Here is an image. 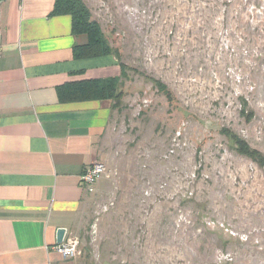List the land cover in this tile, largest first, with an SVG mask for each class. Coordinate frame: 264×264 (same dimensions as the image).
<instances>
[{"label":"rangeland","instance_id":"obj_1","mask_svg":"<svg viewBox=\"0 0 264 264\" xmlns=\"http://www.w3.org/2000/svg\"><path fill=\"white\" fill-rule=\"evenodd\" d=\"M83 1L127 76L76 264H264V167L221 131L264 155V0Z\"/></svg>","mask_w":264,"mask_h":264},{"label":"crops","instance_id":"obj_2","mask_svg":"<svg viewBox=\"0 0 264 264\" xmlns=\"http://www.w3.org/2000/svg\"><path fill=\"white\" fill-rule=\"evenodd\" d=\"M53 2H0V264H76L54 248L56 230L82 222L90 199L79 177L101 160L117 113L109 100H58L60 84L120 70L111 55L74 58L86 36L50 15Z\"/></svg>","mask_w":264,"mask_h":264},{"label":"trees","instance_id":"obj_3","mask_svg":"<svg viewBox=\"0 0 264 264\" xmlns=\"http://www.w3.org/2000/svg\"><path fill=\"white\" fill-rule=\"evenodd\" d=\"M50 15H68L71 19V31L74 35H85L86 43L74 45L73 56L76 59L111 55L116 58L119 74L104 78H88L68 81L56 87L60 102H80L88 100H109L111 108L120 109L124 96L123 79L127 76V67L119 60V52L112 47L104 36L97 21L91 18V13L83 0H54ZM154 86L168 99L170 92L159 80H153ZM228 136L234 150L250 158L259 166L264 167V155L252 148L247 142L226 129L221 130Z\"/></svg>","mask_w":264,"mask_h":264},{"label":"built area","instance_id":"obj_4","mask_svg":"<svg viewBox=\"0 0 264 264\" xmlns=\"http://www.w3.org/2000/svg\"><path fill=\"white\" fill-rule=\"evenodd\" d=\"M107 175L105 163L95 161L81 172L80 184L88 194H92L96 190L100 177ZM54 248L66 259H74L81 254L79 240L71 233L66 234L63 241L56 244Z\"/></svg>","mask_w":264,"mask_h":264},{"label":"water","instance_id":"obj_5","mask_svg":"<svg viewBox=\"0 0 264 264\" xmlns=\"http://www.w3.org/2000/svg\"><path fill=\"white\" fill-rule=\"evenodd\" d=\"M1 1L2 0H0V2ZM65 235H66V229L65 228H63V227L57 228V230H56V240H55L56 244L61 243L63 241Z\"/></svg>","mask_w":264,"mask_h":264}]
</instances>
